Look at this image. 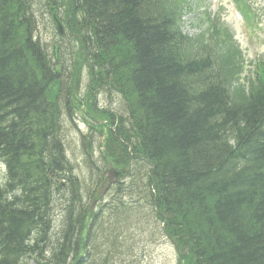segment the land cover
Wrapping results in <instances>:
<instances>
[{
    "label": "trees",
    "instance_id": "trees-1",
    "mask_svg": "<svg viewBox=\"0 0 264 264\" xmlns=\"http://www.w3.org/2000/svg\"><path fill=\"white\" fill-rule=\"evenodd\" d=\"M54 1L88 63L87 96L126 105L98 110V126L103 160L132 175L89 211L92 143L76 165L60 138L59 98L74 113L77 68L61 80L28 1L0 0V264L132 262L118 240L136 212L174 239L179 264H264V58L244 76L222 25L183 34L186 0Z\"/></svg>",
    "mask_w": 264,
    "mask_h": 264
},
{
    "label": "rangeland",
    "instance_id": "rangeland-1",
    "mask_svg": "<svg viewBox=\"0 0 264 264\" xmlns=\"http://www.w3.org/2000/svg\"><path fill=\"white\" fill-rule=\"evenodd\" d=\"M188 2L189 8H187L183 13L180 28L185 34L191 36L199 34L207 27L208 22L205 20L206 10L207 12L208 10L213 11V9L219 5L224 4L223 0H188ZM28 3L30 5V12L36 22V29L34 32L35 36L45 48L46 53H48L49 56L51 54V58L48 57L50 61L60 66V74L65 75L66 72L71 69L75 57L73 53L74 43L72 38L69 37L68 32L62 36L57 34L55 26L52 23L47 11L46 0H29ZM256 5L261 6V10L258 14L264 18V0H256ZM219 8L222 10L223 19L232 30L236 29L239 38L242 40L243 45L241 44V46L246 59L251 60L253 59L252 56L254 53L264 51V33L259 35V39L251 40L247 33L238 26V23L228 13L225 5L219 6ZM60 16L63 17V14ZM245 46H247L248 49L247 53H245L247 50ZM51 50H53V53H51ZM61 64L64 67H61ZM87 79L86 70H83L80 80L79 93L81 101H83L82 95ZM105 93L106 94L100 95L97 99L96 106L98 108H113L118 109L119 112L120 110L125 109L126 105L124 102H121L118 98H110V95L115 93H110L109 95L107 94L108 92ZM60 95L61 97L59 98V103L63 109V115L60 119V138L64 143L66 155L70 160L74 159L73 163L77 165L79 158L76 157H79L80 153L84 154V146L87 145L90 140L94 155L92 158L93 161L90 162L91 166L89 171H85V176L87 177L85 179V183H92L93 180L91 178V171L96 172V168H98L101 172L106 167L105 162L101 160L103 156L100 152V148L103 146V141H101L100 127L97 125L96 121V119L102 120V118L99 119L101 117L99 114L94 115L88 110L86 105L88 102L83 103L79 99L74 100L77 108L74 109V113L71 112L70 109H66L67 104L65 95H63V93ZM97 186H99V183ZM106 191V193L104 192L105 194L101 197V202H103V200L107 201L110 197V194H108L110 190L108 191V189H106ZM83 194L85 196L86 192L83 191ZM86 198L83 200L85 204L87 202ZM54 199L55 201H59L60 204V206L55 207V211L53 213V225L58 227L57 225L59 224L60 226V219L62 218L61 210L65 206V197L61 196L60 191H55ZM88 202H91V199H89ZM137 213L139 212H136L134 221L127 223V225L125 224L121 229V235L124 237H121L118 240V242L120 241V248L124 251V255L122 257L124 258L125 255H130L132 257V262H130V259L127 261L124 258V264H175V247L172 245L168 237L162 235L160 229L158 230L155 228V217L152 216L154 221H151L153 224L151 226L149 224V214L147 221L144 222V217H142L137 222V218L142 216L137 215ZM115 218L116 217H111L113 220H115ZM135 222H137L138 225H141L142 228L137 229L138 227L136 225L133 226ZM143 222L144 226L142 225ZM108 225L109 221L105 224V226L107 227ZM22 264L34 263L32 259L27 258L23 260Z\"/></svg>",
    "mask_w": 264,
    "mask_h": 264
},
{
    "label": "water",
    "instance_id": "water-1",
    "mask_svg": "<svg viewBox=\"0 0 264 264\" xmlns=\"http://www.w3.org/2000/svg\"><path fill=\"white\" fill-rule=\"evenodd\" d=\"M51 14H52V18L54 20V22L56 23L58 30L60 33H62L63 31V27L62 24L60 23V21L56 18L55 14H53V11L51 10ZM127 173H129L126 170L123 169H117V168H108L104 174L107 175V181H111L110 179L114 176L115 180L114 181H118V179L120 177H124Z\"/></svg>",
    "mask_w": 264,
    "mask_h": 264
},
{
    "label": "bare ground",
    "instance_id": "bare-ground-1",
    "mask_svg": "<svg viewBox=\"0 0 264 264\" xmlns=\"http://www.w3.org/2000/svg\"><path fill=\"white\" fill-rule=\"evenodd\" d=\"M35 35V34H34ZM38 39V38H37Z\"/></svg>",
    "mask_w": 264,
    "mask_h": 264
}]
</instances>
